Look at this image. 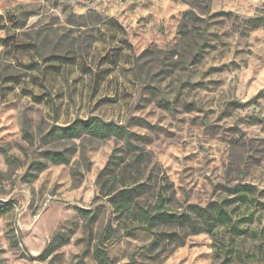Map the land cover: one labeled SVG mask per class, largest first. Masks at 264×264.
<instances>
[{
    "label": "rangeland",
    "instance_id": "obj_1",
    "mask_svg": "<svg viewBox=\"0 0 264 264\" xmlns=\"http://www.w3.org/2000/svg\"><path fill=\"white\" fill-rule=\"evenodd\" d=\"M89 116L129 144L75 140L68 165L33 177L41 150L72 144L43 145L47 130ZM110 161L126 181L142 168L139 205L165 198L200 231H133L104 195L122 176L98 183ZM210 204L230 221L206 232L189 206ZM3 205L0 264H98L97 249L112 264H264V0H0Z\"/></svg>",
    "mask_w": 264,
    "mask_h": 264
},
{
    "label": "trees",
    "instance_id": "obj_2",
    "mask_svg": "<svg viewBox=\"0 0 264 264\" xmlns=\"http://www.w3.org/2000/svg\"><path fill=\"white\" fill-rule=\"evenodd\" d=\"M6 45L7 43L4 42V46ZM199 53L200 51H198L197 54ZM129 135L130 134L125 126L113 121H105L98 116L75 118L67 125H52L42 136L43 145H47L50 142H59L65 140L71 141V146L63 148H44L40 152L41 159L33 160L29 165V169H33L35 171V174H32L34 177L37 173L47 168L48 164L68 165L71 161V157L77 152V144L75 143V140H84L85 138L107 139L111 136H114L120 139H125V143L129 144ZM22 137L29 144H33V133L29 131L27 122L25 121L22 128ZM9 160L10 159L8 158V161ZM119 165L120 164H118L116 161L108 162L100 174V181L98 183L102 188L106 183V180L103 179V176L112 174L113 179H117L119 175L122 176V180L119 185L104 192V195H113L110 198V203L114 213H129L130 215L136 216L138 224L132 228L133 231L140 230L148 232L152 235L153 241H155L159 239V235H162L163 233L154 232V224L176 225L183 224L186 222V220L193 224L194 234L200 231V228H198L195 220H192V217L187 218V211L177 214L167 210L164 207L165 198H161L160 202L154 207H148L145 209L139 205V203L135 201V196L136 193L145 185L140 181L142 168L139 165L135 166L133 173L131 172V177L129 178L131 180L126 181L124 178V169L126 168V164H124L122 168H117ZM234 191L237 192L239 190L235 189ZM189 208L191 209L192 213L203 217V221L206 226V232H211L217 223L230 221L229 215L224 209H213L211 204L206 207L190 205ZM8 209L9 207L6 205L0 206V215L6 213ZM76 210L83 217H86L90 213L89 210L84 208H76ZM94 255L98 264H112L107 258L106 253L101 249H97L94 252Z\"/></svg>",
    "mask_w": 264,
    "mask_h": 264
}]
</instances>
